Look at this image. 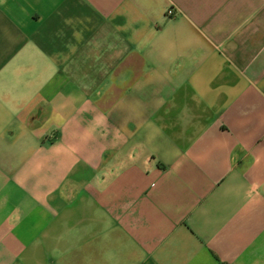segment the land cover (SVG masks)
I'll use <instances>...</instances> for the list:
<instances>
[{
	"label": "crops",
	"instance_id": "0c3cea01",
	"mask_svg": "<svg viewBox=\"0 0 264 264\" xmlns=\"http://www.w3.org/2000/svg\"><path fill=\"white\" fill-rule=\"evenodd\" d=\"M0 264H264V0H0Z\"/></svg>",
	"mask_w": 264,
	"mask_h": 264
},
{
	"label": "built area",
	"instance_id": "2783aa9c",
	"mask_svg": "<svg viewBox=\"0 0 264 264\" xmlns=\"http://www.w3.org/2000/svg\"><path fill=\"white\" fill-rule=\"evenodd\" d=\"M167 14H172V9L171 8L167 9Z\"/></svg>",
	"mask_w": 264,
	"mask_h": 264
}]
</instances>
